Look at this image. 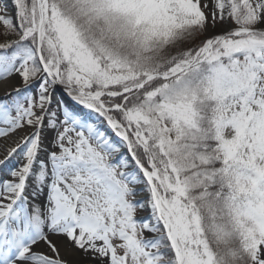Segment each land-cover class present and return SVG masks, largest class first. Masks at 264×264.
<instances>
[{
    "label": "snow or ice",
    "instance_id": "1",
    "mask_svg": "<svg viewBox=\"0 0 264 264\" xmlns=\"http://www.w3.org/2000/svg\"><path fill=\"white\" fill-rule=\"evenodd\" d=\"M0 93V264H264V0H0Z\"/></svg>",
    "mask_w": 264,
    "mask_h": 264
},
{
    "label": "bare ground",
    "instance_id": "2",
    "mask_svg": "<svg viewBox=\"0 0 264 264\" xmlns=\"http://www.w3.org/2000/svg\"><path fill=\"white\" fill-rule=\"evenodd\" d=\"M0 94H2V93H0Z\"/></svg>",
    "mask_w": 264,
    "mask_h": 264
},
{
    "label": "rangeland",
    "instance_id": "3",
    "mask_svg": "<svg viewBox=\"0 0 264 264\" xmlns=\"http://www.w3.org/2000/svg\"><path fill=\"white\" fill-rule=\"evenodd\" d=\"M54 135V134H53Z\"/></svg>",
    "mask_w": 264,
    "mask_h": 264
}]
</instances>
